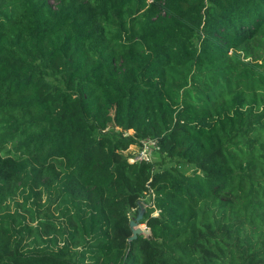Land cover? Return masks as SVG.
Segmentation results:
<instances>
[{
    "label": "trees",
    "instance_id": "16d2710c",
    "mask_svg": "<svg viewBox=\"0 0 264 264\" xmlns=\"http://www.w3.org/2000/svg\"><path fill=\"white\" fill-rule=\"evenodd\" d=\"M51 1L0 0V264H264V0Z\"/></svg>",
    "mask_w": 264,
    "mask_h": 264
},
{
    "label": "built area",
    "instance_id": "2783aa9c",
    "mask_svg": "<svg viewBox=\"0 0 264 264\" xmlns=\"http://www.w3.org/2000/svg\"><path fill=\"white\" fill-rule=\"evenodd\" d=\"M140 152H138L137 157L138 159H145L147 161L150 160V156L154 151H158V146L155 141L152 140H146L142 142L141 148L139 147ZM130 162H133V159L129 160ZM154 215H157V212L154 213Z\"/></svg>",
    "mask_w": 264,
    "mask_h": 264
},
{
    "label": "water",
    "instance_id": "95a60500",
    "mask_svg": "<svg viewBox=\"0 0 264 264\" xmlns=\"http://www.w3.org/2000/svg\"><path fill=\"white\" fill-rule=\"evenodd\" d=\"M142 212L143 211H139L137 214V217L134 220H131L129 223L130 228L132 230V236L129 239L130 241L136 239L138 235H141V234L150 235L151 234L149 229H146V230L138 229V222L142 218Z\"/></svg>",
    "mask_w": 264,
    "mask_h": 264
},
{
    "label": "rangeland",
    "instance_id": "374dc122",
    "mask_svg": "<svg viewBox=\"0 0 264 264\" xmlns=\"http://www.w3.org/2000/svg\"><path fill=\"white\" fill-rule=\"evenodd\" d=\"M55 3H56V0L51 1V4H52V5H55ZM128 133L131 134L132 131H129ZM138 152H140L139 147H137V146H131V147L128 149V151H126V152L123 153V155H132V156L134 157L135 155L138 154ZM151 159H152V158H151V156H150V160H151ZM165 167H167V165H166ZM145 200H147V199H145ZM144 202H146V201H144ZM144 202H143V204H145ZM147 204H148V203H147ZM145 205H146V204H145ZM140 210H141V211L144 210V206H143V205H141L139 211H140ZM136 217H137V215H136ZM136 217H131V219L134 220ZM138 229L146 230V227H145V225H143V224H138ZM141 235H142V234H141Z\"/></svg>",
    "mask_w": 264,
    "mask_h": 264
}]
</instances>
